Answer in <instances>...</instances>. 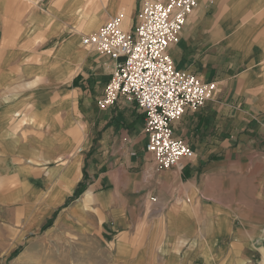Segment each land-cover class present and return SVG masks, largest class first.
I'll list each match as a JSON object with an SVG mask.
<instances>
[{"label":"crops","instance_id":"0c3cea01","mask_svg":"<svg viewBox=\"0 0 264 264\" xmlns=\"http://www.w3.org/2000/svg\"><path fill=\"white\" fill-rule=\"evenodd\" d=\"M140 3L0 0V210L52 229L83 183L78 204L105 223V264L165 263L180 247L181 263H227L264 234V0H199L170 47L178 68L217 88L173 122L194 156L167 169L135 102L98 104L122 58L82 44L119 12L130 30Z\"/></svg>","mask_w":264,"mask_h":264},{"label":"built area","instance_id":"2783aa9c","mask_svg":"<svg viewBox=\"0 0 264 264\" xmlns=\"http://www.w3.org/2000/svg\"><path fill=\"white\" fill-rule=\"evenodd\" d=\"M198 4L199 0H141L130 30L124 27L125 12H119L82 37L83 46L113 59L122 58L98 104L104 109L120 98L137 104L145 114L147 151L159 169L194 156L192 147L175 137L173 122L187 110L204 107L217 88L215 82L178 68L169 52L179 43Z\"/></svg>","mask_w":264,"mask_h":264},{"label":"rangeland","instance_id":"374dc122","mask_svg":"<svg viewBox=\"0 0 264 264\" xmlns=\"http://www.w3.org/2000/svg\"><path fill=\"white\" fill-rule=\"evenodd\" d=\"M80 185L84 184L80 183ZM76 193L75 196L78 197L79 194ZM79 198L70 200L60 208L59 213H64L67 218L62 217L52 229H44L43 225H34L31 229L30 225L25 227L20 223L9 224L8 220L15 221L17 217L15 209H1L0 264H105L111 253L106 240L102 238L105 223L102 218L94 217V213L97 212L93 209L94 206L84 203V208L83 205H79ZM27 211L30 212L31 209ZM86 224H92L91 233L81 231V226ZM263 235L256 233L255 242L250 248L229 250L227 263H225L226 259L219 261L217 258L213 264H264ZM182 250L181 247L170 248L167 250L169 257L165 259V263L154 264H185V262L181 263L179 257ZM171 254L178 255L174 258ZM194 264H204V262L199 260Z\"/></svg>","mask_w":264,"mask_h":264},{"label":"trees","instance_id":"16d2710c","mask_svg":"<svg viewBox=\"0 0 264 264\" xmlns=\"http://www.w3.org/2000/svg\"><path fill=\"white\" fill-rule=\"evenodd\" d=\"M83 186H84V185H80V186H79V189H78V191H77L76 194H81V193H82V191H83Z\"/></svg>","mask_w":264,"mask_h":264}]
</instances>
